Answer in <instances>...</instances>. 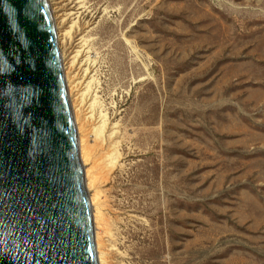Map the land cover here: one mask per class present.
<instances>
[{
    "label": "rangeland",
    "instance_id": "rangeland-1",
    "mask_svg": "<svg viewBox=\"0 0 264 264\" xmlns=\"http://www.w3.org/2000/svg\"><path fill=\"white\" fill-rule=\"evenodd\" d=\"M82 4L115 262L264 264V0Z\"/></svg>",
    "mask_w": 264,
    "mask_h": 264
},
{
    "label": "water",
    "instance_id": "water-1",
    "mask_svg": "<svg viewBox=\"0 0 264 264\" xmlns=\"http://www.w3.org/2000/svg\"><path fill=\"white\" fill-rule=\"evenodd\" d=\"M46 0H0V264H97Z\"/></svg>",
    "mask_w": 264,
    "mask_h": 264
},
{
    "label": "bare ground",
    "instance_id": "bare-ground-1",
    "mask_svg": "<svg viewBox=\"0 0 264 264\" xmlns=\"http://www.w3.org/2000/svg\"><path fill=\"white\" fill-rule=\"evenodd\" d=\"M46 2L77 140L78 161L91 214L96 261L97 264H117L112 235L104 217L105 202L100 191L101 184L117 167V132L98 109L88 41L75 29L74 20L79 18L84 7L82 0Z\"/></svg>",
    "mask_w": 264,
    "mask_h": 264
}]
</instances>
